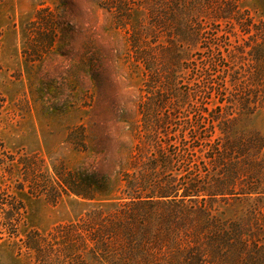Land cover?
Here are the masks:
<instances>
[{
    "label": "rangeland",
    "instance_id": "374dc122",
    "mask_svg": "<svg viewBox=\"0 0 264 264\" xmlns=\"http://www.w3.org/2000/svg\"><path fill=\"white\" fill-rule=\"evenodd\" d=\"M167 1L0 0V148L17 156H35L55 186L34 183L33 188L25 185L17 192L26 214L17 237L0 235V264H37L22 245L26 232L46 233L80 218L94 203L107 201L100 190L89 187L91 180L97 186L107 183L108 191L119 195L121 188L115 185L120 186L130 160L134 155H157L156 142L165 137L164 132L172 138L164 151L174 158L184 155L178 157L181 163H175L179 168H192L197 162L203 169L209 166L202 143L214 138L220 125L215 121L213 127L214 112H198L196 103L203 100L210 106L216 94H204L205 99L191 96L180 105L181 94L193 91L196 78L202 85L211 80L222 89V66L213 65L209 75L196 76L207 63L206 46L216 41L237 44L242 36L237 39L236 28L229 23H214L204 9L205 0L194 1V8L190 0H181L190 2L191 13L205 28L202 47L192 36L181 41L180 15L176 10L177 22L170 19ZM211 1L212 8L222 0ZM237 8L249 14L252 24L264 26V0H240ZM227 28L232 31L225 33ZM133 40L142 52L140 61L134 59ZM185 62L190 70L182 73ZM248 63L246 59L242 65L247 68ZM166 70L172 73L169 94L163 90ZM160 94L169 97L158 110ZM142 102L150 108L146 114L152 120L162 119L158 134L149 140L139 130ZM222 115L232 121V138L253 133L264 137V106ZM57 172L71 177L75 188L94 194L95 199L62 190ZM257 177L264 187V168ZM45 194L58 199L49 201ZM226 198L205 203L224 219L242 217L264 205L262 193Z\"/></svg>",
    "mask_w": 264,
    "mask_h": 264
},
{
    "label": "trees",
    "instance_id": "16d2710c",
    "mask_svg": "<svg viewBox=\"0 0 264 264\" xmlns=\"http://www.w3.org/2000/svg\"><path fill=\"white\" fill-rule=\"evenodd\" d=\"M194 1L190 0L193 8ZM238 1L222 0L212 8L211 0L203 3L214 23H229L236 28L235 37L242 36V42L238 40L237 44L230 40V43L216 41L206 46L207 63L196 76L209 75L210 67L218 64L224 74L222 89L215 88L211 80L202 85L196 78L191 84L193 91H184L180 98L183 105L191 96L205 99L204 94H216L210 106L203 100L196 103L198 112H214L213 127L215 121L220 125L218 133L211 131L210 135L216 133V136L202 143L209 153V166L203 169L197 162L194 171L191 166L179 168L175 163H181L178 157L184 155L174 158L164 151L172 145L171 136L164 132L165 137L156 142L157 155H145L146 158L134 155L130 160L128 170L119 178L120 186L115 185V189L121 188L119 195L108 191L107 183L97 186L91 180L89 187L100 190L107 201L94 203L80 218L58 224L46 233L35 229L26 232L22 245L37 264H264V205L249 209L242 217L224 219L205 203L239 193L264 194L257 177L264 168V137L253 133L232 138V121L222 115V112L250 111L252 107L264 106V26L252 24L249 14L237 8ZM190 2L168 0L167 13L176 22L179 13L177 29L181 41L192 36L199 39L202 47L205 28L191 13ZM183 13L185 19L181 18ZM230 31L227 28L225 33ZM245 36L254 39L253 42ZM131 45L134 59L140 61L143 56L137 40ZM246 59L250 61L247 68L242 65ZM185 63L180 68L182 73L190 70L189 62ZM169 71L166 70L169 74L163 88L168 94L172 74ZM160 96L158 110L169 97ZM145 104L139 106L142 114L139 130L149 140L158 134L162 119L152 120L146 114L150 108ZM164 120L167 122V117ZM196 123H201V119ZM57 176L62 190L85 200L95 199L94 194L75 188L71 177L64 178L58 172ZM34 183L55 189L35 156H17L0 148V235L18 236L26 207L17 192L26 189L25 185L33 188ZM240 183L241 191L237 192ZM45 196L52 202L58 199Z\"/></svg>",
    "mask_w": 264,
    "mask_h": 264
}]
</instances>
